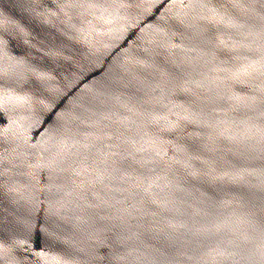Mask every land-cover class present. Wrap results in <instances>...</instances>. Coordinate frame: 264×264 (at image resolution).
Returning a JSON list of instances; mask_svg holds the SVG:
<instances>
[{
	"label": "water",
	"instance_id": "obj_1",
	"mask_svg": "<svg viewBox=\"0 0 264 264\" xmlns=\"http://www.w3.org/2000/svg\"><path fill=\"white\" fill-rule=\"evenodd\" d=\"M0 264H264V0H0Z\"/></svg>",
	"mask_w": 264,
	"mask_h": 264
}]
</instances>
